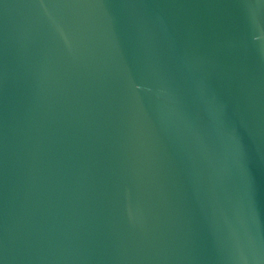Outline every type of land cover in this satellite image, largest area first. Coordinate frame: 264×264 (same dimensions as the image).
<instances>
[{
	"label": "water",
	"instance_id": "water-1",
	"mask_svg": "<svg viewBox=\"0 0 264 264\" xmlns=\"http://www.w3.org/2000/svg\"><path fill=\"white\" fill-rule=\"evenodd\" d=\"M0 264H264V0H0Z\"/></svg>",
	"mask_w": 264,
	"mask_h": 264
}]
</instances>
